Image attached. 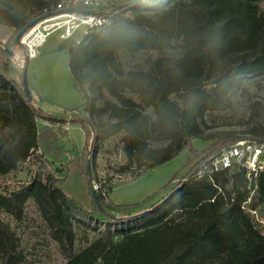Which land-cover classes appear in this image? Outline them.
<instances>
[{
  "label": "trees",
  "instance_id": "trees-1",
  "mask_svg": "<svg viewBox=\"0 0 264 264\" xmlns=\"http://www.w3.org/2000/svg\"><path fill=\"white\" fill-rule=\"evenodd\" d=\"M58 1L0 0V23L15 30L7 46H1L0 175L28 159L46 166L40 151L44 134L43 145L61 156L52 145L55 132L47 124L40 128L38 117L66 120L42 115L11 76L8 63L18 30ZM107 18L69 50L73 84L83 98L75 117L86 131L84 150L92 146L90 157H69L57 169L0 191V211L20 220L33 198L46 234L66 259L63 264H264V231L243 206L248 200L249 209L264 203V170L248 176L245 167L205 169L199 175L202 159H195L202 152L192 143L194 138H220L222 144L238 136L206 132L205 116L229 108L232 93L246 90L249 76L264 73V0H141ZM154 50L157 55L129 61L128 68L122 58ZM248 107L249 136L264 138V99ZM120 132L126 158L120 171L139 176L184 148L194 153L195 159L186 163L193 165L169 198L168 192L141 204L115 205L108 200L112 185L103 183L97 193L111 214L97 206L91 190L92 206L84 207L59 185L65 179L59 172L77 163L87 176L91 159L98 181L97 152L105 139ZM77 228L84 231L80 241L85 245L77 244ZM90 231L96 232L93 239ZM0 263H27L19 237L1 215Z\"/></svg>",
  "mask_w": 264,
  "mask_h": 264
},
{
  "label": "rangeland",
  "instance_id": "rangeland-1",
  "mask_svg": "<svg viewBox=\"0 0 264 264\" xmlns=\"http://www.w3.org/2000/svg\"><path fill=\"white\" fill-rule=\"evenodd\" d=\"M83 31L84 27L82 26L76 31L74 36L65 39H61L56 33H53L48 43L42 47L41 54L37 53L33 57H26L25 51L22 50L24 48L22 45H16L13 48V53L8 54L10 74L23 87V71L24 67L27 66V87L32 95V101L34 100L33 103L35 102L34 105L38 108L40 107L42 115L47 113L52 117L65 119L66 121L53 123L38 117L40 128L47 124L55 132L57 138L52 145L60 151L61 156H57L54 151L48 150L47 146L43 145L45 143L43 139L46 137L44 134L40 151L47 157L48 164L44 166L41 161L36 159H28L21 162L10 172L0 175V191L18 186L20 183L30 180L36 173H43L47 169H57L69 157L79 156L81 161L90 157L92 146L89 145L84 150L87 138L86 131L75 117L81 111L79 107L83 98L81 92L74 87L73 78L69 70L70 46L82 37ZM14 33L15 30L12 27L0 23V67L4 64L1 46L6 45ZM10 47L12 48V45ZM157 54L158 52L155 50L143 52L132 60H130L128 55H121L126 60L128 68L129 61L138 60L139 62H144L147 57ZM245 87L246 90H237L232 93V104L229 108L207 113L205 116L206 126H204L206 132L213 135L222 132H236V135H238L236 139L250 137L247 132L250 124L248 105L252 100L264 99V73L249 76L245 81ZM34 92L36 96L33 99ZM105 118L106 115L101 116V119ZM123 134V132H120L105 139L95 159V169L98 178H106L111 181L113 190L108 194V200L115 205L141 204L149 198L157 200L177 187V184L193 165L191 164L192 162L189 166L186 163L189 159L192 161L195 159L194 153L190 149L184 148L173 158L145 171L139 176H136V173L131 171H120L118 168L126 162L121 142ZM49 139L52 140V138ZM218 140L220 138L193 139L194 148L202 152L201 157L195 159V161L202 159L198 162L199 164L197 163V168L215 149L231 141L230 137L222 144L218 143ZM82 171V167H79L77 163L70 164L67 171L59 172V175L65 178L64 181L59 182V185L84 207L90 208L92 206L90 185L86 174ZM178 173L180 176L175 178L170 186H167L172 177ZM226 186L229 187L230 184H226ZM246 206V210L250 212L259 227L264 231V223L261 222L264 221V203L257 206L255 209L256 213H253L248 208V203ZM0 215L5 222L12 226L19 237L21 249L26 254V264H63L65 262L66 259L60 252L57 243L46 234L45 221L33 198L28 199L25 203L22 219L18 220L2 211H0ZM83 233L84 231L81 228L77 230L78 246L86 243L80 241ZM95 235V231L89 232L90 239H93Z\"/></svg>",
  "mask_w": 264,
  "mask_h": 264
},
{
  "label": "built area",
  "instance_id": "built-area-1",
  "mask_svg": "<svg viewBox=\"0 0 264 264\" xmlns=\"http://www.w3.org/2000/svg\"><path fill=\"white\" fill-rule=\"evenodd\" d=\"M130 1L133 0H59L51 11L61 10L60 13L42 19L21 37L20 42L24 47L26 57L37 55L38 48L53 33H56L59 38L65 39L74 36L76 31L83 26L84 35L90 28L107 22V14L111 13L110 10L113 7ZM86 10H98L100 12ZM240 167L247 169L248 176L251 173L264 170L263 142L249 137L235 139L221 145L208 155L199 167L198 173L201 175L205 169L208 171L227 169L233 172ZM103 183L111 185L110 179L94 180L96 189L100 188ZM248 201L244 203V208L247 207ZM250 210L256 213L255 209ZM261 222L264 223V221Z\"/></svg>",
  "mask_w": 264,
  "mask_h": 264
},
{
  "label": "water",
  "instance_id": "water-1",
  "mask_svg": "<svg viewBox=\"0 0 264 264\" xmlns=\"http://www.w3.org/2000/svg\"><path fill=\"white\" fill-rule=\"evenodd\" d=\"M141 0H133V1H130V2H126V3H122V4H119L115 7H113L110 12H114L118 9H121V8H125L129 5H132L134 3H137ZM67 10H73V9H67ZM78 10H81V9H78ZM85 10V9H84ZM86 11H93V12H100L98 10H86ZM61 10H56V11H51V12H46V13H43L35 18H33L32 20H30L29 22H27L22 28H20L18 30V32L15 34L14 38H13V43H12V48L9 49V53H13L14 51V47L16 45H21V42H20V39L21 37L32 27L34 26L36 23H38L39 21H41L42 19L44 18H47L51 15H54V14H58L60 13ZM26 70H27V66L24 67V71H23V85H24V91L26 93V96L28 97V99L30 101H32V95L27 87V81H26ZM256 139L257 141L259 142H263L264 143V138H254ZM86 170H87V176H88V181H89V185H90V190H91V194H92V197H93V200L94 202L97 204V206L102 210L104 211L106 214H111L103 205V203L101 202L99 196H98V193H97V189L94 185V178H93V173H92V167H91V159H88L87 160V165H86ZM181 185L175 187L167 196L166 198H169L176 190H178V188L180 187Z\"/></svg>",
  "mask_w": 264,
  "mask_h": 264
},
{
  "label": "crops",
  "instance_id": "crops-1",
  "mask_svg": "<svg viewBox=\"0 0 264 264\" xmlns=\"http://www.w3.org/2000/svg\"><path fill=\"white\" fill-rule=\"evenodd\" d=\"M49 39H50V36L46 39V41L38 48V53L39 54H41V52H42V47L46 44V43H48V41H49ZM71 47V46H70ZM22 50H24V48H22ZM38 54V55H39ZM27 62H28V60H27ZM27 64V63H26ZM35 96H36V93L34 92V94H33V99L35 98ZM34 101V100H33ZM35 103V102H34ZM40 108V107H39Z\"/></svg>",
  "mask_w": 264,
  "mask_h": 264
}]
</instances>
